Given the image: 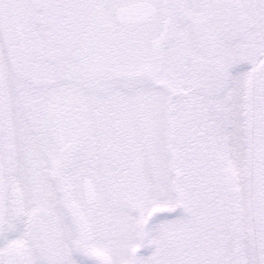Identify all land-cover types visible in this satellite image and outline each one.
I'll list each match as a JSON object with an SVG mask.
<instances>
[{"label":"snow or ice","instance_id":"6c2138e0","mask_svg":"<svg viewBox=\"0 0 264 264\" xmlns=\"http://www.w3.org/2000/svg\"><path fill=\"white\" fill-rule=\"evenodd\" d=\"M0 264H264V0H0Z\"/></svg>","mask_w":264,"mask_h":264}]
</instances>
